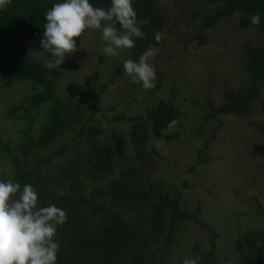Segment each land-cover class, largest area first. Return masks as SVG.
<instances>
[{
  "label": "trees",
  "instance_id": "16d2710c",
  "mask_svg": "<svg viewBox=\"0 0 264 264\" xmlns=\"http://www.w3.org/2000/svg\"><path fill=\"white\" fill-rule=\"evenodd\" d=\"M207 1L215 5L211 12H191L200 18L201 30L211 28L225 16L238 12L240 28L256 26L264 33V0ZM54 2L0 0V74L31 83L29 94L23 98V118L29 124L25 137L30 142L27 146L19 143V152L16 149L14 155L5 154V162L9 163V179L21 185L32 184L39 193L41 204L54 203L65 210L67 220L58 229L61 248L57 264H179L167 251L175 239L188 234L186 230L198 220L196 216L199 214L198 209H190L197 207L198 201L188 199L186 191L189 186H196L204 180L199 172L201 163L203 166L211 163L212 160H207L209 157L216 161L217 157L225 159L227 154L220 157L219 153H215L205 158L200 147L195 158L185 160V166L178 171L191 173L192 176L187 177L189 180H178L177 176V182L171 181L166 173L153 176L159 166L168 165L165 162L150 171L145 170L149 163L154 162L156 149L153 140L159 135V129L174 127L175 130L165 138L174 139L176 150L183 143L194 144V139L182 137L178 140V131L186 133L187 130L177 120L181 116L180 109L170 102L178 89L176 80L161 85L158 76L155 86L149 89L138 83L133 88L127 82L130 94L125 100L122 94L120 100H124L125 106L132 109L134 115L127 120L126 129L120 131L122 135L116 133L122 127L119 124L125 121L121 115L111 114V107L97 104L100 90L94 101L74 96L76 89L69 88L66 80H63L65 90L56 91V81L50 76V68L31 55L29 45L25 43L26 40L40 38L44 13ZM91 2L107 8L111 0ZM133 7L137 20L142 21L140 26L144 34L136 39L131 51L129 58L135 60L148 46L160 45L167 17L157 0H133ZM255 13L260 15V23L256 25L250 22V16ZM156 33L161 36L159 41L154 38ZM241 48L242 67L249 79L237 89L225 87L224 99L216 107L211 103L212 115L248 112L254 99L264 92V42L255 45L245 40ZM186 65L185 70H191L183 76L185 80H193L191 76L196 77V69L202 74L201 70L206 68L197 62ZM121 66H114V71L119 72ZM63 68H58L62 75ZM125 87L128 89L127 85ZM135 91H140L145 98L143 104H139L133 95ZM163 92L168 101L159 95ZM41 102H47L44 120L39 124L30 122L28 115L31 108ZM260 107L264 111V99ZM261 128L264 130V124ZM69 142H72L71 146ZM260 150H264V145L255 149ZM173 158L174 161L180 160L174 153ZM200 190L197 189V192ZM232 194L235 200L240 198L243 202V195L233 191ZM188 195L192 196L191 193ZM239 203L235 202L236 205ZM240 205L241 215L248 212L244 202L243 206ZM183 207L190 210H183ZM185 223L186 230L173 229L174 224L184 227ZM261 224L259 220L255 226L247 225V229L236 235L238 252L235 251V254L241 257L238 264H264V223L262 227ZM205 225L208 226V223ZM188 242L178 244L185 247L182 255L202 257L199 264H216L211 258L214 255L221 258L218 264L226 259L218 251H196L195 244Z\"/></svg>",
  "mask_w": 264,
  "mask_h": 264
},
{
  "label": "rangeland",
  "instance_id": "374dc122",
  "mask_svg": "<svg viewBox=\"0 0 264 264\" xmlns=\"http://www.w3.org/2000/svg\"><path fill=\"white\" fill-rule=\"evenodd\" d=\"M157 3L166 14L167 20L163 29V40L160 45L155 46L159 49L153 60L156 77L160 76L161 85L176 80L178 89L170 102L180 109L181 116L177 120L181 121L187 130L186 133L178 131L180 134L178 140L186 137L190 140L194 139V144L183 143L176 150L174 139L165 138V135L175 130L174 127L159 129V135L153 140L156 149L154 162L151 160L152 163H149L145 170L150 171L162 162L170 165L169 160H171L170 166H159L153 176L166 173L171 181L177 182L192 176L189 172L178 173V171L185 166V160L195 158L200 147L203 148L202 154L205 158L215 153H219L220 157L227 154L225 159L221 158L223 161L215 156L218 161L209 157L207 160L208 162L212 160L211 163L204 166L201 163L202 168L199 172L204 180L196 186H189L186 191L188 199L198 201L197 207L190 208L198 209L199 214L196 216L198 220L190 224V229H187L186 223L184 227L173 225L174 230L187 229L188 234L175 239L170 248L172 251L169 252V249L167 253L181 264L185 247L182 248L178 244H186L189 241L188 243L195 244L196 251L205 250V253L218 251L221 257L226 258L222 264H238L237 261L241 257L235 254V251L238 252L236 235L247 229V225L255 226L260 220L262 227L264 223V150L255 151L258 145H264V130L261 128L264 124V111L260 107L264 92L259 98L254 99L250 110L243 114L212 115L211 103L216 107L224 99L225 87L237 89L249 79L242 67L241 45L245 40L252 41L255 45L262 44L264 33H261L256 26L240 28L238 12L225 16L211 28L201 30L200 18L191 12L197 10L211 12L215 5L207 0H157ZM137 22L139 25L142 23L141 20ZM77 39L80 40V50L71 58H66L65 63L61 65L64 67L62 70L64 75L58 69L61 66L50 68V76L56 81L55 90L64 91L63 80H66L69 88L76 89L73 91L74 96L92 101L96 99L94 97L100 90L97 104L111 107L110 113L113 115H121L125 122L119 124L123 128L119 127L116 133L122 135L123 132L120 131L126 129L127 120H131L130 116L134 115L133 110L127 108L124 103L125 98L130 94L128 91L130 86L127 82L131 83L133 88L138 85L133 84L131 78L124 73L122 64L124 59L130 57L133 48L123 49L119 57H110L100 51L103 42L99 30L86 29ZM39 42L40 38H37L26 40L25 43L29 45L31 55L45 62L48 53L40 48ZM194 62L206 67L205 71L201 70V74L196 69V77L191 76L193 80L189 78L185 80L183 76L191 70L190 68L185 70L186 64ZM118 65L122 66L116 73L114 66ZM30 85L28 80L17 81L10 75L0 74V179H9V163L5 162V154L14 155L16 149L19 152L17 148L19 143L27 146L30 142L25 137L29 124L27 125L23 118L25 116L23 98L29 94ZM122 94L123 101L120 100ZM133 95L139 104L144 103L145 98L140 91L133 92ZM159 95L168 101L164 92ZM47 102H41L31 108L28 115L30 122L39 124L44 120ZM132 103L138 104L134 101ZM8 109L9 113H6ZM71 144L72 142H69L68 145ZM58 145L59 143L55 144V148ZM173 153L180 160L174 161ZM189 154L190 158H188ZM177 176H179L178 180H176ZM197 189L202 190L198 193ZM232 191L243 195L244 203L245 198L248 197L254 201L256 214L252 212L241 215L240 203L243 206V202L240 198L235 200ZM236 201L240 202L239 205L235 204ZM184 209L189 208L183 207ZM206 223L208 226L205 225ZM217 232L223 235L218 240L214 237ZM257 237L259 238L260 234ZM211 258L216 264L221 260L220 256L216 255Z\"/></svg>",
  "mask_w": 264,
  "mask_h": 264
},
{
  "label": "clouds",
  "instance_id": "9594fccd",
  "mask_svg": "<svg viewBox=\"0 0 264 264\" xmlns=\"http://www.w3.org/2000/svg\"><path fill=\"white\" fill-rule=\"evenodd\" d=\"M260 23L259 13L250 16ZM117 24L119 27H117ZM40 48L48 53L45 64L57 68L80 50L86 29L99 30L102 54L119 57L123 49L134 47L143 37L133 0H111L107 8L91 0H55L44 13ZM155 40L161 36L156 33ZM159 49L148 46L133 60H123V71L133 83L149 89L155 86L153 60ZM9 110V109H8ZM65 210L54 203L41 204L39 193L30 183L0 179V264H57L61 248L58 229L66 222ZM193 224V223H192ZM214 237L220 239V232ZM199 256H185L181 264H199Z\"/></svg>",
  "mask_w": 264,
  "mask_h": 264
},
{
  "label": "flooded vegetation",
  "instance_id": "af4514ba",
  "mask_svg": "<svg viewBox=\"0 0 264 264\" xmlns=\"http://www.w3.org/2000/svg\"><path fill=\"white\" fill-rule=\"evenodd\" d=\"M246 207L248 208V212L246 213H255L256 214V204L254 203V201H251V199L248 197V199L245 198V203ZM218 233H216L215 235H217Z\"/></svg>",
  "mask_w": 264,
  "mask_h": 264
}]
</instances>
